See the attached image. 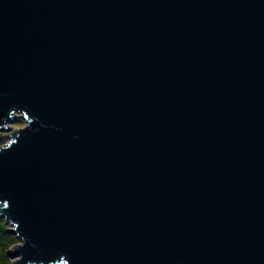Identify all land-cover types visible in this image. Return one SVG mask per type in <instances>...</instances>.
<instances>
[{
  "label": "water",
  "instance_id": "obj_1",
  "mask_svg": "<svg viewBox=\"0 0 264 264\" xmlns=\"http://www.w3.org/2000/svg\"><path fill=\"white\" fill-rule=\"evenodd\" d=\"M11 264H264V0H0Z\"/></svg>",
  "mask_w": 264,
  "mask_h": 264
},
{
  "label": "trees",
  "instance_id": "obj_2",
  "mask_svg": "<svg viewBox=\"0 0 264 264\" xmlns=\"http://www.w3.org/2000/svg\"><path fill=\"white\" fill-rule=\"evenodd\" d=\"M15 241V236L8 231V225L0 217V264H10L7 250Z\"/></svg>",
  "mask_w": 264,
  "mask_h": 264
},
{
  "label": "rangeland",
  "instance_id": "obj_3",
  "mask_svg": "<svg viewBox=\"0 0 264 264\" xmlns=\"http://www.w3.org/2000/svg\"><path fill=\"white\" fill-rule=\"evenodd\" d=\"M9 125H10V127L8 130H4L1 132L2 137L0 138V144H2L4 141H6L8 139L6 135H8L13 129L18 128V127H22L24 125V118H21L18 114L16 120L10 122ZM8 227H9V225H8ZM15 242H17V240ZM10 261H11V258H10Z\"/></svg>",
  "mask_w": 264,
  "mask_h": 264
}]
</instances>
